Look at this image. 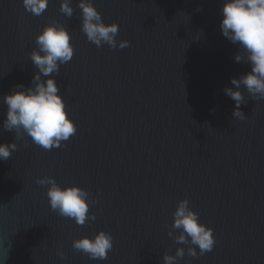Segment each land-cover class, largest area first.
Segmentation results:
<instances>
[{"label":"water","instance_id":"1","mask_svg":"<svg viewBox=\"0 0 264 264\" xmlns=\"http://www.w3.org/2000/svg\"><path fill=\"white\" fill-rule=\"evenodd\" d=\"M92 3L105 24L119 25L117 42L127 47L89 42L79 0L70 18L61 0L39 16L23 0H0V143L18 145L0 160V264H164L178 247V264H264V99L242 86L246 118L233 116L223 89L250 65L235 61L238 48L222 35L223 0ZM53 20L74 46L52 75L77 130L45 150L3 128V97L30 86L35 38ZM44 176L88 191L96 219L78 225L52 211L49 186L36 183ZM185 198L213 229L214 247L203 255L174 239L173 213ZM101 230L113 237L107 259L72 247Z\"/></svg>","mask_w":264,"mask_h":264},{"label":"clouds","instance_id":"2","mask_svg":"<svg viewBox=\"0 0 264 264\" xmlns=\"http://www.w3.org/2000/svg\"><path fill=\"white\" fill-rule=\"evenodd\" d=\"M48 3L49 0H23L25 10L36 16L43 14ZM78 7L82 10L81 31L89 42L97 47L107 44L113 49L129 45L127 40L117 42L119 25L115 22L105 24L92 0H79ZM59 10L70 18L74 11L71 0H61ZM220 13L222 35L238 48L235 61L250 65L248 72L231 79L233 87L223 89L235 102L233 116L243 120L246 117L240 105L246 104V101L242 86L253 100L264 99V0H223ZM35 44L30 59L37 71L30 86L14 85L10 94L3 97L7 112L2 126L7 131L15 132V140L27 135L34 144L50 150L61 147L62 142L69 140L77 130L67 113L65 101L58 94L59 87L52 75L58 74L60 65L73 58L74 46L70 43V33L66 27L55 20L36 36ZM17 148L16 142L0 143V160L10 158ZM36 183L49 186L46 193L48 203L58 215L74 219L78 225L96 219L95 213L89 212L94 200L88 191L77 185L61 187L51 176L38 178ZM189 205L187 198L180 200L173 213L172 228L180 230L174 239L178 244L197 246L199 254L203 255L214 247L213 229L200 222L199 214ZM168 235L173 237V232L169 231ZM72 247L92 260H105L113 248V237L111 233L101 230L93 238L84 236L75 239ZM59 255L61 259L65 258L63 252ZM187 255L196 257V247L189 246ZM184 256L185 248L178 247L175 255L165 254L163 261L164 264H178V260Z\"/></svg>","mask_w":264,"mask_h":264}]
</instances>
